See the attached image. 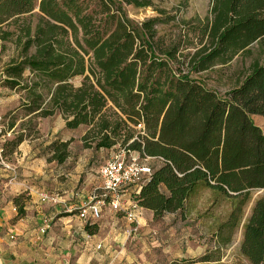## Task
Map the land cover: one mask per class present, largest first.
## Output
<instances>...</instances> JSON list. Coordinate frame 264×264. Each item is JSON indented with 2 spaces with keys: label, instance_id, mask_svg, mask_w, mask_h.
Here are the masks:
<instances>
[{
  "label": "trees",
  "instance_id": "1",
  "mask_svg": "<svg viewBox=\"0 0 264 264\" xmlns=\"http://www.w3.org/2000/svg\"><path fill=\"white\" fill-rule=\"evenodd\" d=\"M151 5L0 0V49L11 43L17 52L3 67L2 85L22 94L28 117L16 128V112L6 114L0 138L10 132L13 138L4 140L1 153L14 154L33 140L36 121L61 115L66 130L86 127V149L118 146L159 161L138 192L129 190L154 221L166 214L184 218L188 203L209 191L231 207L220 231L241 225L239 253L249 264H264V135L250 118H264V59L224 95L202 79L253 46L264 57V0H212L209 18L193 27L200 47L186 54L176 43L164 44L158 17L136 22L125 11ZM76 77L81 81L74 86ZM71 142H51L47 161L63 164ZM253 191L260 195L245 218Z\"/></svg>",
  "mask_w": 264,
  "mask_h": 264
},
{
  "label": "rangeland",
  "instance_id": "2",
  "mask_svg": "<svg viewBox=\"0 0 264 264\" xmlns=\"http://www.w3.org/2000/svg\"><path fill=\"white\" fill-rule=\"evenodd\" d=\"M150 1L152 5L142 9L125 7L128 17L136 22L158 17L160 19L157 27L158 36L162 38L165 45L169 42L176 43L179 52L191 53L200 47L197 32L193 30V27H198L200 22L209 18L212 0ZM154 9L162 11L163 14H158ZM1 48L0 101H3V105L0 104V131L2 125L7 123L6 114L10 111L16 112V128L26 123L28 119L20 107L22 94L10 91L2 85L3 67L17 52L15 53V48L11 43H3ZM263 59L257 47L253 46L248 54L235 57L229 64L215 65L205 71L202 75L204 85L219 95H224L225 92L237 86L255 61L261 63ZM80 81L81 77H76L71 83L77 86ZM250 118L264 135V118L260 116ZM60 119H62L61 115ZM36 122L37 128L40 123L42 132L38 128V133L33 140L40 143L43 147V154L49 157L47 147L54 141L50 139L49 133L52 129L58 128V125L61 126L62 122L55 116ZM64 130V137L72 140L68 148L69 156L63 164L54 162L49 169L54 177L61 179V182L65 176L69 179L66 187L69 188V195H72L68 196L70 200L75 199L77 195L84 197L80 207L95 201L97 195L102 194L98 171L109 159L115 156H122L126 159L134 157L140 163L148 165L151 170L159 165L156 159H141L134 153H126L118 146L111 150L98 151L84 148L81 135L86 131V127L74 131ZM12 138L13 136L7 134L0 138V158L8 163L20 158L7 153L8 151H5L4 155L1 153L4 140ZM43 183L48 189L44 193L55 199V201L48 202L49 204H56L60 199L67 197L68 193L57 189L59 184L50 182V180H45ZM131 193L129 191L125 193L126 197L123 199L121 197L122 210L120 211L116 212L106 204L102 206L98 223L110 225L114 222L116 227L110 230L106 226L100 233V235L104 234L109 237L110 252L99 261V264H249L239 253L242 238L241 225L235 229H229L227 226L220 231L221 225L226 222L231 211L229 202L217 199L215 194L204 191L188 203L186 208L190 212L184 218L175 214H166L161 220L154 221L152 214L140 210L138 224L135 225L130 223L126 216V212L133 203ZM259 195L260 191L252 192V200L245 208V218ZM105 208L115 213V220L111 214L105 213ZM75 212L77 213L76 210ZM100 254L102 256V253ZM205 258H209L210 261H204ZM91 264L97 263L91 262Z\"/></svg>",
  "mask_w": 264,
  "mask_h": 264
},
{
  "label": "crops",
  "instance_id": "3",
  "mask_svg": "<svg viewBox=\"0 0 264 264\" xmlns=\"http://www.w3.org/2000/svg\"><path fill=\"white\" fill-rule=\"evenodd\" d=\"M55 118L62 123L50 131V139L69 140L63 134L64 121L60 115ZM38 128L42 132L40 123ZM7 135L13 136L11 132ZM42 149L37 140H25L14 153L20 157L15 162L0 158V264H99L110 252L109 237L100 233L106 226L113 230L116 225L87 223L78 217L75 209L82 205L84 197L69 199V179L65 176L61 182L51 174L49 168L54 162L47 161ZM45 180L59 184L57 189L68 193L67 197L56 204L41 202L38 193L48 190ZM105 209L115 220V213Z\"/></svg>",
  "mask_w": 264,
  "mask_h": 264
},
{
  "label": "built area",
  "instance_id": "4",
  "mask_svg": "<svg viewBox=\"0 0 264 264\" xmlns=\"http://www.w3.org/2000/svg\"><path fill=\"white\" fill-rule=\"evenodd\" d=\"M140 126H138V129ZM151 168L140 163L137 158L115 156L106 161L99 169L98 176L101 181L102 194L97 195L96 200L76 208L81 220L95 222L101 217L102 206L106 204L114 211L122 210L121 197L129 192L131 187H135L136 192L140 186L151 175ZM41 202H52L54 198L44 192L38 193ZM126 212L127 219L130 223L138 224V215L140 210L134 202Z\"/></svg>",
  "mask_w": 264,
  "mask_h": 264
}]
</instances>
